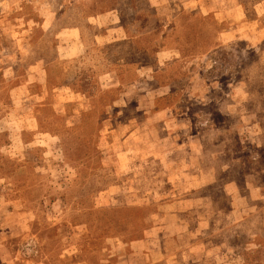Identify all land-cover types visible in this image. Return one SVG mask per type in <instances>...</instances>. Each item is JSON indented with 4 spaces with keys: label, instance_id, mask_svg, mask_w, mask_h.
<instances>
[{
    "label": "rangeland",
    "instance_id": "rangeland-1",
    "mask_svg": "<svg viewBox=\"0 0 264 264\" xmlns=\"http://www.w3.org/2000/svg\"><path fill=\"white\" fill-rule=\"evenodd\" d=\"M0 264H264V0H0Z\"/></svg>",
    "mask_w": 264,
    "mask_h": 264
},
{
    "label": "crops",
    "instance_id": "crops-1",
    "mask_svg": "<svg viewBox=\"0 0 264 264\" xmlns=\"http://www.w3.org/2000/svg\"><path fill=\"white\" fill-rule=\"evenodd\" d=\"M230 10H231V8H230ZM233 10H234V9H233ZM233 10H232V11H233Z\"/></svg>",
    "mask_w": 264,
    "mask_h": 264
}]
</instances>
